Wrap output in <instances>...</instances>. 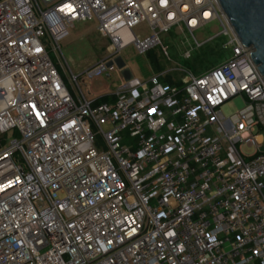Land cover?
<instances>
[{
	"label": "built area",
	"instance_id": "built-area-1",
	"mask_svg": "<svg viewBox=\"0 0 264 264\" xmlns=\"http://www.w3.org/2000/svg\"><path fill=\"white\" fill-rule=\"evenodd\" d=\"M83 22L108 53L68 72ZM212 24L228 56L204 73L122 55ZM0 264H264V80L219 0H0Z\"/></svg>",
	"mask_w": 264,
	"mask_h": 264
},
{
	"label": "rangeland",
	"instance_id": "rangeland-1",
	"mask_svg": "<svg viewBox=\"0 0 264 264\" xmlns=\"http://www.w3.org/2000/svg\"><path fill=\"white\" fill-rule=\"evenodd\" d=\"M219 30L218 24H212L197 31L195 37L198 39L199 45H197L194 36L188 32L185 34L172 33L171 38L166 41L169 46L170 58L160 56L161 48H154L149 52L156 56L139 55L133 48L126 50L122 55L130 63L132 70L142 77L149 78L153 75L152 58L159 61L162 70L169 71L168 77L170 78H180L181 73L176 71L177 68H185L194 74H201L218 66L228 56V51L222 49L225 37L216 36ZM61 46L64 54L62 61L66 70L69 72L71 69L80 73L107 55L109 41L101 36L94 22H83L70 30ZM188 50L192 51L190 58H186L184 55ZM50 55L55 61H58L54 51H51ZM118 84L119 76L117 74H113L111 78L98 76L92 82L91 95L98 96L108 90L114 91ZM243 105V101L236 98L223 106L222 110L226 115H230Z\"/></svg>",
	"mask_w": 264,
	"mask_h": 264
},
{
	"label": "water",
	"instance_id": "water-1",
	"mask_svg": "<svg viewBox=\"0 0 264 264\" xmlns=\"http://www.w3.org/2000/svg\"><path fill=\"white\" fill-rule=\"evenodd\" d=\"M219 2L264 80V0Z\"/></svg>",
	"mask_w": 264,
	"mask_h": 264
},
{
	"label": "trees",
	"instance_id": "trees-1",
	"mask_svg": "<svg viewBox=\"0 0 264 264\" xmlns=\"http://www.w3.org/2000/svg\"><path fill=\"white\" fill-rule=\"evenodd\" d=\"M147 55H148V56H156V55H154L153 53H149V52H148ZM151 65H152V67H153V69H154L155 72H160V71H162V67H161V65L159 64V61H158L157 59L152 58V59H151ZM167 79H168V81L171 80L170 77H168ZM167 79H164V81H167Z\"/></svg>",
	"mask_w": 264,
	"mask_h": 264
}]
</instances>
